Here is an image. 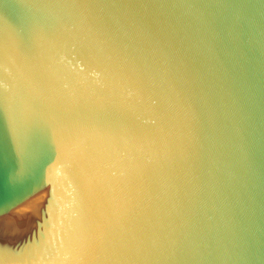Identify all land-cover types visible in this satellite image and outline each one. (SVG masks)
<instances>
[{
	"label": "water",
	"instance_id": "water-1",
	"mask_svg": "<svg viewBox=\"0 0 264 264\" xmlns=\"http://www.w3.org/2000/svg\"><path fill=\"white\" fill-rule=\"evenodd\" d=\"M0 264H264V0H0Z\"/></svg>",
	"mask_w": 264,
	"mask_h": 264
}]
</instances>
